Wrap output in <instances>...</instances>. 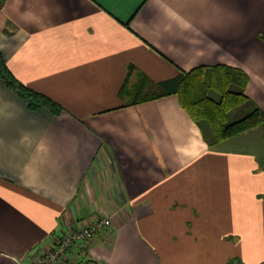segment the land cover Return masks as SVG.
Masks as SVG:
<instances>
[{
    "label": "crops",
    "instance_id": "0c3cea01",
    "mask_svg": "<svg viewBox=\"0 0 264 264\" xmlns=\"http://www.w3.org/2000/svg\"><path fill=\"white\" fill-rule=\"evenodd\" d=\"M0 53L65 109L0 80V264L101 217L66 264H264V128L211 147L178 95L120 97L130 65L153 83L225 65L249 77L232 112L264 111V0H7Z\"/></svg>",
    "mask_w": 264,
    "mask_h": 264
},
{
    "label": "trees",
    "instance_id": "16d2710c",
    "mask_svg": "<svg viewBox=\"0 0 264 264\" xmlns=\"http://www.w3.org/2000/svg\"><path fill=\"white\" fill-rule=\"evenodd\" d=\"M6 2L0 0V8ZM0 80L19 97L27 100L32 111L45 108L54 116H60L65 111L62 105L51 98L23 85L12 73L1 53ZM248 84L249 77L245 72L225 65L199 67L160 83H153L146 74L130 65L120 97L126 100L127 105L133 106L178 95L184 109L203 130L209 145L215 147L246 131L264 128V111L257 104L244 116L235 121L229 120L234 109L250 100L246 94Z\"/></svg>",
    "mask_w": 264,
    "mask_h": 264
},
{
    "label": "built area",
    "instance_id": "2783aa9c",
    "mask_svg": "<svg viewBox=\"0 0 264 264\" xmlns=\"http://www.w3.org/2000/svg\"><path fill=\"white\" fill-rule=\"evenodd\" d=\"M112 227L111 218L101 217L87 226L76 228L48 245L43 253L34 257L31 264H66L68 251L74 244L90 241L104 231L111 230Z\"/></svg>",
    "mask_w": 264,
    "mask_h": 264
},
{
    "label": "rangeland",
    "instance_id": "374dc122",
    "mask_svg": "<svg viewBox=\"0 0 264 264\" xmlns=\"http://www.w3.org/2000/svg\"><path fill=\"white\" fill-rule=\"evenodd\" d=\"M245 114H246V113H245ZM245 114H243V115H237V112H236V111L231 112L230 115H229V120H230V121H235V120H237L238 118L244 116ZM257 129H261V128H257ZM261 131H262V130H261ZM241 137H242L241 135L235 137V140H234V141H236V142H235L236 147H233V149H235V148H243V147H244V146L239 145V143H241ZM229 143H231V142H229ZM227 145H230V144H227ZM246 151H247V150H245L244 152H246Z\"/></svg>",
    "mask_w": 264,
    "mask_h": 264
}]
</instances>
